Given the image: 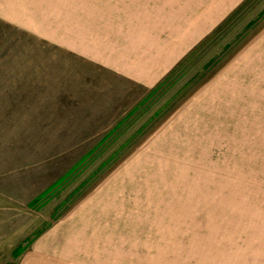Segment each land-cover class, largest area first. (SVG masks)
Returning <instances> with one entry per match:
<instances>
[{
	"label": "rangeland",
	"instance_id": "rangeland-1",
	"mask_svg": "<svg viewBox=\"0 0 264 264\" xmlns=\"http://www.w3.org/2000/svg\"><path fill=\"white\" fill-rule=\"evenodd\" d=\"M216 2L0 14V264H264V0Z\"/></svg>",
	"mask_w": 264,
	"mask_h": 264
},
{
	"label": "crops",
	"instance_id": "crops-1",
	"mask_svg": "<svg viewBox=\"0 0 264 264\" xmlns=\"http://www.w3.org/2000/svg\"><path fill=\"white\" fill-rule=\"evenodd\" d=\"M57 1L60 0H0V14H31L32 11L40 10V4H55ZM238 2H240V0H220V2H216L217 8L214 10L213 14L228 13L230 8ZM34 5L36 6V10L32 9V7L34 8ZM40 252L41 250L38 249L34 256L33 254L32 256H29L26 264L31 260H38L40 264H44V261L41 260H46L47 256L42 255ZM51 263L52 262L49 264Z\"/></svg>",
	"mask_w": 264,
	"mask_h": 264
}]
</instances>
